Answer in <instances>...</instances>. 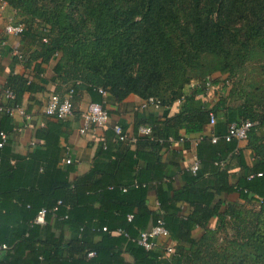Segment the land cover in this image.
<instances>
[{"label":"trees","instance_id":"trees-1","mask_svg":"<svg viewBox=\"0 0 264 264\" xmlns=\"http://www.w3.org/2000/svg\"><path fill=\"white\" fill-rule=\"evenodd\" d=\"M4 1L15 10L16 23L24 26L23 44L19 47L22 58H15L25 66L38 59L41 63L52 60L53 91L62 97L75 88L74 108L81 87L93 94L98 93L97 88L106 90V101L110 103L121 102L130 94L143 100L157 98L161 105L181 99L176 113L151 125L153 138L138 136L137 145H168L169 137L179 139L199 133L209 122L210 112L215 116L221 113L224 125L216 132L219 136L225 134L231 122H254L243 141L256 160L251 166L244 162L237 140L221 137L212 144L214 153H220V141L229 146L226 150L238 158L242 176L235 186L230 184L227 172L219 166L220 158L212 157V165L213 161L216 164L207 176L202 169L191 175L193 181L201 177V181L209 183L201 188V196L196 194L199 201L190 199V189L176 190L169 198L173 203L179 199L191 203L185 216L177 215L176 207L171 210L161 201L163 214L149 211L144 202L145 184L135 182L123 192L124 197L132 191L140 194L138 212H132L130 220L126 213L132 209L120 208L110 221L94 222L86 215L74 220L79 199L74 198L75 190L63 184V193L52 203L37 207L24 204L25 224L18 234L13 233L14 238L0 242L8 246L0 264H23L21 255L14 254L17 235L33 253L26 264H56L64 258L60 242L32 239L36 213L42 207L50 210L53 206L56 210L54 214L46 213L45 222L52 217L75 226L76 233L66 249L70 257L80 255L78 260L61 264H264V90L261 82L242 74L248 61L257 57L264 60V0ZM230 78H236L232 86L226 84ZM192 82L195 85L190 87ZM209 84L219 90L210 108L196 100ZM4 88L10 89L15 95L14 103L21 105L23 93L39 86L23 74H10ZM9 118L12 116L0 113V122ZM206 141L204 138L201 146L208 148ZM257 172L262 174L257 176ZM250 173L255 175L247 179ZM210 186L213 191L208 190ZM234 190L245 202H256L255 195L259 196L262 200L258 208L236 201L222 206L215 199V192ZM159 217L169 231L165 242H173V252L166 256L161 246L146 250L135 240L140 230L147 229L148 222L153 225ZM212 219H216L213 225ZM103 226L106 230H102ZM118 227L127 233V238L123 233L112 234ZM95 235L98 241H94ZM90 251L93 256H88ZM122 251L128 252L133 261L125 262Z\"/></svg>","mask_w":264,"mask_h":264},{"label":"crops","instance_id":"crops-1","mask_svg":"<svg viewBox=\"0 0 264 264\" xmlns=\"http://www.w3.org/2000/svg\"><path fill=\"white\" fill-rule=\"evenodd\" d=\"M9 22L16 23L15 10L0 0V101L4 102L3 86L10 74H23L39 88L33 92L26 91L21 97V106L30 115L29 119L15 115L0 122V129L7 134V141L0 148V242L14 238L13 233L21 231L27 216L24 204L30 203L37 207L52 203L53 198L63 193V184L75 190L74 198L79 199L73 219L79 220L86 215L92 217L94 222H99L112 220L117 214V208L124 211L132 209L126 215L138 212L136 203L140 201L139 192L132 191L124 197L125 190H121L135 182L145 184L144 202L149 211L155 214L158 212V216L163 214L161 201L171 210L176 207L177 215H187L191 203L182 199L173 203L169 198L173 197L176 190L190 189V199L199 201L196 194L201 196V188L209 183L201 181V177L196 181L192 180L191 175L194 174L188 170V166L196 159L199 161L198 170L201 173L202 169L204 176L216 164L215 161L213 165L211 163L212 157L216 156L220 158L219 166L227 172L230 184L235 186L242 176L243 169L238 158L233 157V151L226 150L229 147L227 144L220 141V153H214L211 149L214 143L209 141L210 137L217 136V141L221 139L216 134L224 125L221 113L214 115L213 124H204L199 133L185 136L181 129L179 132L185 138L188 137V140L174 139L159 148L148 143L137 145L136 142L129 144L120 141L116 139L113 125L118 124L123 131L136 134L139 126L151 127L155 122L159 123L172 116L181 108V102L160 104L159 107L142 106L144 100L130 94L121 102L110 103L106 101L109 96L107 91L106 95L98 91L93 94L81 87L71 116L60 119L45 115L43 108L48 96L54 92L53 61L41 63L38 59L25 66L23 61L17 60L11 52L14 47L22 46L23 42L21 36L4 31ZM193 85L195 84L192 82L190 87ZM218 94L219 90H215V87L207 88L204 93L197 94L196 100L210 108L217 101ZM90 102L104 103L109 112V120L103 126L93 125L85 133H81L82 112ZM204 138L208 140V148L201 146ZM244 145L245 141H237L236 147L242 150L244 162L251 166L256 158ZM66 159L70 162H65ZM208 190L213 191V188L210 186ZM214 196L222 202V206L234 201L246 206L255 202H245L236 190L229 193L215 192ZM215 220H211V225ZM35 224L32 239L36 242L49 240L51 244L60 242L64 248L65 256L60 261L58 259L56 264L64 261L71 263L80 258V255L68 256L66 249V244L76 233L75 226L52 217L43 224ZM147 224L148 227L152 225L150 222ZM118 229L119 227L112 234L120 235ZM93 239L98 241L99 236L95 235ZM20 242L21 238L17 235L14 254L21 255L20 260L26 264L33 253L29 252L26 244ZM48 248L49 245L44 249ZM6 254L5 249H0V259L6 257ZM121 256L125 262L133 261L128 252L122 251ZM45 264L50 262L46 261Z\"/></svg>","mask_w":264,"mask_h":264},{"label":"built area","instance_id":"built-area-1","mask_svg":"<svg viewBox=\"0 0 264 264\" xmlns=\"http://www.w3.org/2000/svg\"><path fill=\"white\" fill-rule=\"evenodd\" d=\"M3 4L6 2L4 0H1ZM24 30V26L21 23H14L9 22L4 27V31L7 34H14L21 36L22 32ZM14 56H17L19 59L22 58V54L19 50V47H14L11 52ZM229 81H226V84L228 85ZM76 84L79 85L80 82L76 81ZM208 88H214L210 84L207 86ZM97 91L102 94L106 95V90L102 88H97ZM75 92V88H70L64 95L61 97L57 93H51L48 96L47 102L43 108V112L47 116H53L57 118H67L73 114L74 106H73V94ZM14 93L8 89L4 88L2 91V98L4 99V102L0 104V113H5L9 116H15L18 115L24 119H29L30 115L26 112V110L17 103H14ZM177 102H181V99H178ZM151 105L153 107H159L160 101L157 98L149 97L143 101L142 106H148ZM109 120V112L104 107L103 103L99 102H90L86 109L82 112V125L79 129L81 133H85L91 126H103L105 123H107ZM209 122L210 124H213L215 122V116L212 112L209 113ZM254 125V122L249 119H241L240 121L231 122L227 126V131L222 138L226 141L231 140H237V141H243L247 138V134L249 129ZM113 131L116 135V139L120 141L127 142L129 144L135 143L138 136H148L150 138H153V132L150 126L148 125H141L137 129L136 134H129L121 128L120 125L115 124L113 125ZM211 141L215 143L218 139L217 136H211ZM178 141L185 140V137H180L177 139ZM7 141V134L4 131H0V147ZM168 142L174 141L172 137H169L167 139ZM65 162L69 163L70 160L66 159ZM199 169V161L196 159L194 160L189 166L188 170L195 174L197 170ZM262 173L257 172L256 175L260 176ZM255 174L250 173L247 176V179H250ZM136 184V183H135ZM123 191L126 190V188L122 189ZM255 199L257 200V204L262 200L259 196L255 195ZM60 203V200L57 201V204ZM56 210V206H53L50 210H48L45 207H42L38 210L36 213L33 222L38 224L45 223V216L47 212H52L54 214ZM128 220L131 219V215H127ZM102 230H106V227L103 226ZM118 232L123 233L125 236H128L127 233L122 230L118 229ZM169 237V231L164 226V221L161 217L157 218L155 223L151 225L147 229L140 230L137 237L135 238L136 242L143 246L146 250H154L157 247L163 248V255L166 256L168 254H171L173 252V242L166 243L165 239H168ZM8 246L4 243L0 244V249H7ZM94 252L90 251L88 252V256H93ZM162 255V256H163Z\"/></svg>","mask_w":264,"mask_h":264},{"label":"rangeland","instance_id":"rangeland-1","mask_svg":"<svg viewBox=\"0 0 264 264\" xmlns=\"http://www.w3.org/2000/svg\"><path fill=\"white\" fill-rule=\"evenodd\" d=\"M246 64L247 65L245 66V69L243 70L242 74L250 80L261 82V89L264 90V60L262 58L257 57V59L248 61ZM235 80L236 78L228 79V84L232 86ZM250 206L255 209L258 208V204L256 202H252Z\"/></svg>","mask_w":264,"mask_h":264}]
</instances>
